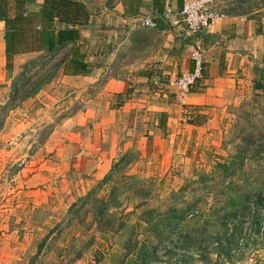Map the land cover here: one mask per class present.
<instances>
[{
  "label": "crops",
  "instance_id": "obj_1",
  "mask_svg": "<svg viewBox=\"0 0 264 264\" xmlns=\"http://www.w3.org/2000/svg\"><path fill=\"white\" fill-rule=\"evenodd\" d=\"M185 1L0 0V92L46 62L55 73L30 101L40 107V125H54L44 144L30 152L24 129H8V124L0 131V264H11L19 249L14 212L23 203L36 208L47 198L40 185L54 191L52 184L65 176L58 171L81 164L89 173L110 168L126 112L146 107L154 123L148 134L159 138L158 127L166 122L164 136L176 141L188 128L193 134L213 132L230 105L264 92V5L232 14L224 11V0H217L215 7L228 17L193 34L173 23ZM166 9L174 12L171 21L162 17ZM145 13L157 27L133 29ZM196 49L203 53V72L185 105L200 122L180 126L187 119L178 116L174 96L154 82L192 72ZM68 104L82 108L56 118Z\"/></svg>",
  "mask_w": 264,
  "mask_h": 264
},
{
  "label": "rangeland",
  "instance_id": "obj_2",
  "mask_svg": "<svg viewBox=\"0 0 264 264\" xmlns=\"http://www.w3.org/2000/svg\"><path fill=\"white\" fill-rule=\"evenodd\" d=\"M224 2V11L232 14H247L264 5V0ZM46 63L18 79L8 91L0 92V131L8 124V129L11 125L18 132L24 129L22 137L29 135L30 152L35 145L44 144L54 126L53 122L40 125L43 122L36 113L40 107L30 103L55 76L52 63L45 67ZM170 93L180 110L178 116L187 119L178 124H198L200 115L195 118L193 110L182 105L173 91ZM81 106L68 104L55 117L74 114ZM34 113L36 116H31ZM127 113L120 124V146L109 169L89 173L81 164L71 171H58L65 176L52 184L54 191L40 185L47 193L45 201L36 208L18 203L22 206L14 212V219L20 222L16 235L19 249L11 264H264V224L256 244L232 251V260L195 251L192 239H180L177 234L168 237L172 210L177 218L184 215L189 219L210 210L221 218L228 199L245 197L252 185L254 176L246 175L251 178L249 188L238 186L243 180L237 177L242 167L245 173L261 169L255 178L264 177V92H253L240 104L230 105L213 132L193 134L186 128L185 138L176 141L164 136L166 122L158 127L159 138L148 134L154 123L148 121L146 107ZM80 140L85 148L86 136ZM234 156L243 164L233 162ZM217 164L230 165L229 173L223 174ZM229 183H235V195ZM202 220L209 221V226L203 222L205 228L199 229L206 235L220 230L211 217ZM195 236L199 238L200 232L192 238ZM208 250L214 251L209 246Z\"/></svg>",
  "mask_w": 264,
  "mask_h": 264
},
{
  "label": "trees",
  "instance_id": "obj_3",
  "mask_svg": "<svg viewBox=\"0 0 264 264\" xmlns=\"http://www.w3.org/2000/svg\"><path fill=\"white\" fill-rule=\"evenodd\" d=\"M232 159L235 163L241 161L240 164H243V160H240L239 157L234 156ZM216 168H220L222 173L226 174L229 173L231 166L227 164H217ZM239 171L237 177L243 178L242 183L238 185L239 187L248 185L249 188V180L251 178L247 179L245 176H254L251 181L252 185L248 191H246L245 197L240 198L238 195H235L237 191L235 190V183H229V186L234 188L233 194L235 197L231 196L228 199V206L224 208V213L221 218H217L218 212H214L213 210L206 213H198L197 215L189 217V219L184 215L177 218L176 211L172 210L168 237L177 234L180 239H192L194 241L193 248L195 251H204L205 254L207 252L208 254L214 253L218 258H224L225 260H232V251H238L242 247L248 248L250 244L255 245L257 239L261 235L262 226L264 224V177L261 179L255 178V176L261 173V169H252L245 173V169L242 167ZM235 172H237V170H234V173ZM230 175H233V172H230ZM237 189L239 191L238 187ZM241 199L243 200L240 201ZM207 217L214 219L217 229L218 226L220 228L215 235L212 233L208 236L205 230H199L200 228H205L203 222L205 225L209 226V221L202 220H206ZM171 221H174V223ZM217 221H219V223ZM184 225H186V228L182 229ZM222 230L225 231L222 232ZM198 231L200 232L199 238H197V236L192 238ZM206 242H210L211 244L204 245ZM208 246L214 251H209ZM261 262V259H259L258 263Z\"/></svg>",
  "mask_w": 264,
  "mask_h": 264
},
{
  "label": "built area",
  "instance_id": "obj_4",
  "mask_svg": "<svg viewBox=\"0 0 264 264\" xmlns=\"http://www.w3.org/2000/svg\"><path fill=\"white\" fill-rule=\"evenodd\" d=\"M217 0H186L178 12L177 18L173 23L183 24L190 33H199L207 30L212 26L220 23L228 16L215 7ZM174 12L171 9H166L162 13V17L166 21H171ZM131 27L135 28H156L157 23L154 21L150 13H145L135 19ZM194 62V70L189 73H184L174 79L168 81H155L154 85L165 87L173 91L182 104H186V100L198 80L202 77L203 72V53L196 49L191 54Z\"/></svg>",
  "mask_w": 264,
  "mask_h": 264
}]
</instances>
